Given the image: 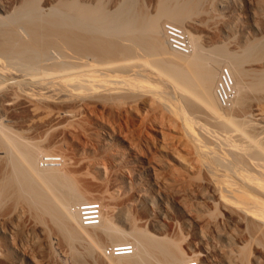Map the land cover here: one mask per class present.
<instances>
[{
  "label": "bare ground",
  "instance_id": "6f19581e",
  "mask_svg": "<svg viewBox=\"0 0 264 264\" xmlns=\"http://www.w3.org/2000/svg\"><path fill=\"white\" fill-rule=\"evenodd\" d=\"M203 1L156 0L153 12L140 0H13L10 7H0V60L33 77L63 75L73 82L71 88L79 90L72 109L53 119L65 117L74 124L84 109L94 112L97 106L124 104L129 111L138 110L142 92L136 59L142 51L161 55L154 59L161 73L178 92L193 95L215 111L226 132L220 138L222 149L220 143L211 140L207 144L201 138L186 144L189 163L205 153L212 162L219 163L226 178L216 203L223 212L197 216L200 237L206 242L203 252L186 253L166 235L138 226L128 204L122 206L113 190L96 198L101 208L99 222L83 226L76 206L94 197L77 183L72 156L64 158L61 167L41 165L43 156L56 155L50 141L24 138L8 126L0 113V264H66L67 259L72 264H90V259L91 264H182L189 260L197 264H264V113L246 112L251 101L257 111L260 107L264 110V38L255 43L247 41L239 50L216 45L213 50L217 58L212 59L209 52H204H212V48L200 46L183 26L192 14L201 11ZM166 25L179 30V36H186L183 50L172 48ZM253 61L257 64L252 68L249 64ZM121 71H134L135 75H124L122 82H114V75L115 80L121 77L114 73ZM225 82L231 87V99L223 106L218 93L226 88ZM12 94L14 110L22 106L37 118L31 128L53 124V119L46 117L49 105L42 99L16 91ZM186 98L182 102L186 103ZM190 102L195 104L194 100ZM189 104L187 107H195ZM3 109L7 108L0 106V112ZM187 113L185 122H194ZM98 134L93 135L97 143ZM190 186L201 191L206 188L199 182ZM19 203L28 206L35 219L29 226L33 237L28 239L32 241L26 247L19 241L25 228L18 225L25 221V215L21 219V211L16 209ZM147 222L156 225L152 216ZM49 230H55L65 245L60 253L50 240ZM36 233H42V237L38 239ZM82 242L84 248L79 250L76 245ZM118 244H131L133 250L119 255L106 252Z\"/></svg>",
  "mask_w": 264,
  "mask_h": 264
},
{
  "label": "rangeland",
  "instance_id": "374dc122",
  "mask_svg": "<svg viewBox=\"0 0 264 264\" xmlns=\"http://www.w3.org/2000/svg\"><path fill=\"white\" fill-rule=\"evenodd\" d=\"M140 1L149 12L154 11L156 0H150L151 3L149 0ZM217 1L219 4L213 3L212 0H204L201 11L192 14V17L183 24L185 29L193 33L200 46L212 48V52L204 51L209 52L212 59L217 58L213 50L216 45L239 50L243 43L244 46L248 44L247 41L255 43L259 38H264V0ZM12 4L13 0H0V7L8 8ZM138 57L134 59L140 66V69H137L142 92L140 108L129 111L124 104H119V107L116 105L119 109L115 106L113 108L97 106L94 112L84 109L81 116L76 117L74 124L73 121L68 123L65 117L60 118L62 121L59 118L53 119L57 114L62 115L63 112L70 111L72 103L78 98L79 90L70 87L73 82L56 73L48 74L52 76L39 74L33 77L16 70L1 59L0 106L7 109L0 113L6 119L5 122H8V126L22 134L24 138L50 141V147L56 149V156L60 157V167L64 165L63 159L71 155L74 161V177L80 187L86 189L90 197H94L93 201L113 190L122 206L128 204L131 216L135 217L138 226L142 225L141 227L159 236L166 235L173 242L179 243L186 253L192 250L200 253L203 252L206 242L200 237L201 226L197 216L201 213L214 215L223 212L216 203L219 202L222 180L226 178L219 163L212 162L205 153L196 158V162L189 163L190 154L186 144L194 142L195 138H201L205 139L207 144L208 141H216L220 143L221 148L224 145L221 141L222 134L226 132L223 131L221 118L215 111H211L193 95L180 93V90L178 92L175 84L161 73L154 62V59L161 55L141 51ZM249 63L245 64L246 68ZM254 63L257 64L253 61V65L251 62L249 66L256 67ZM130 72L121 71L118 74L115 72L114 74L118 75L116 77H121L115 80L114 75L112 79L114 78V82L117 83L122 82L124 75L126 78L134 77V71ZM15 91L22 96L40 98L49 105L46 117L53 119L52 121L49 119L53 124L50 123L49 128L39 127L40 124L31 128L37 118L22 106L15 110L12 108L14 102L12 93ZM184 96L187 97L186 103L182 102ZM189 100H194L195 104ZM252 103H248L247 113L248 111L264 113L261 107L257 111V106ZM162 104H165V107H162ZM188 104L193 108L187 107ZM187 111L189 115L187 117L192 115L194 122H191V118L190 123L185 122L184 116ZM262 120L264 123V116ZM96 133H99L98 143V140L95 141L93 138ZM231 133L235 136L234 132ZM2 156L0 150V159ZM198 171L201 175L197 173ZM194 182L206 184V188L201 191L190 186ZM19 204L16 209H20L21 212L17 213L21 219L25 215V221L20 219L21 222L16 223H22L18 224L22 230L25 228L19 236L21 240L17 238L16 242L17 245L22 242L23 247H26L32 241L29 226L34 224L35 219L33 212L29 213L31 210H28V206ZM149 216L155 218L156 225L147 222ZM116 222L123 224L118 218ZM49 224L51 225L50 222ZM54 231L49 233L50 240L56 247L53 246L55 250L60 253L62 246L65 245ZM36 234L38 239L42 237V233ZM108 244L106 243L104 247ZM82 246L84 248L83 242L76 245L78 249L81 248L79 250H83ZM89 261L93 262L91 259ZM67 262L72 264L68 259L66 264ZM195 262L197 264V261Z\"/></svg>",
  "mask_w": 264,
  "mask_h": 264
},
{
  "label": "built area",
  "instance_id": "2783aa9c",
  "mask_svg": "<svg viewBox=\"0 0 264 264\" xmlns=\"http://www.w3.org/2000/svg\"><path fill=\"white\" fill-rule=\"evenodd\" d=\"M166 27L168 28V32H167L168 39H169V42L172 48L183 50L184 45L188 41L186 36L185 35L179 36L177 34L179 30L169 25H166ZM171 35L173 36V38L170 37ZM177 38H179V40ZM180 41H183V42L181 43ZM225 85H226V88L222 90V92L218 93L219 99L223 106H225L226 103L229 104V101L231 99V94L229 93V91L231 92L230 90L231 87L229 86L227 82H225ZM59 163H60V157L56 155L43 156L42 161L40 162V164L43 166H46L49 164L59 165ZM100 209H101L100 204L97 201H88V202L77 204L76 211L78 212L80 223L83 226H91V225L97 224L101 216ZM132 250H133V247L131 244H120V245L118 244V245L109 247L106 250V252L108 253L112 252L114 255H119V254H129L132 252ZM182 264H196V262L189 260Z\"/></svg>",
  "mask_w": 264,
  "mask_h": 264
}]
</instances>
